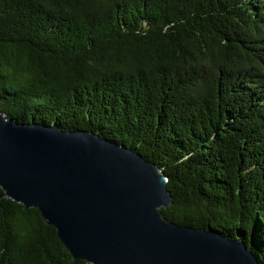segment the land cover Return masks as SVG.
Returning a JSON list of instances; mask_svg holds the SVG:
<instances>
[{"label":"trees","instance_id":"trees-1","mask_svg":"<svg viewBox=\"0 0 264 264\" xmlns=\"http://www.w3.org/2000/svg\"><path fill=\"white\" fill-rule=\"evenodd\" d=\"M0 108L137 151L166 217L264 264V0H0ZM0 195V264H90Z\"/></svg>","mask_w":264,"mask_h":264},{"label":"water","instance_id":"water-1","mask_svg":"<svg viewBox=\"0 0 264 264\" xmlns=\"http://www.w3.org/2000/svg\"><path fill=\"white\" fill-rule=\"evenodd\" d=\"M168 178L137 151L88 130L18 122L0 108V189L36 208L90 264H262L255 247L177 223ZM0 197H2L0 195Z\"/></svg>","mask_w":264,"mask_h":264}]
</instances>
